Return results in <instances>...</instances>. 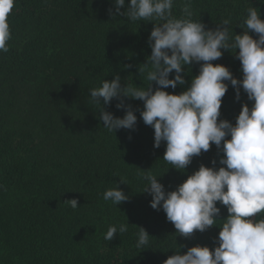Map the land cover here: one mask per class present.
<instances>
[{
	"label": "trees",
	"instance_id": "trees-1",
	"mask_svg": "<svg viewBox=\"0 0 264 264\" xmlns=\"http://www.w3.org/2000/svg\"><path fill=\"white\" fill-rule=\"evenodd\" d=\"M129 3L125 0L121 13ZM183 4L184 0H175L174 17H182ZM249 7L257 8L264 20V0H191L193 20L201 21L206 30H215L228 19L231 36L244 33L241 27ZM110 9L114 12V0H15L8 18L9 51L0 52V264H158L170 251L165 240L151 238L166 224L159 213L132 215L128 205L115 206L103 199V193L117 186L139 200L149 195L142 193L147 181L141 171H150L167 189L176 187L187 173L173 171L153 149L148 156L127 162L144 140L138 124L135 130L115 132L99 125L102 146L86 151L82 163L73 166H68L75 149L72 138L54 130L67 112H85L91 104L89 89L99 87L104 79L111 81L119 75L122 87L127 83L147 87L138 68L151 55L149 36L158 21L131 22L123 15H110ZM249 34L258 39L254 31ZM222 51V58L212 63L226 66L234 78L242 79L234 50ZM199 68L196 63L187 66L186 84L163 90L179 95ZM226 83L229 88L219 119L235 125L242 105L251 109L254 101L248 100L242 88L237 100L236 90ZM27 90L29 100L22 94ZM123 99L134 113L143 110L142 101ZM119 102L111 101L115 107ZM125 114L124 109H117V117ZM53 147H61L62 153L57 156ZM222 157L215 147L199 163L213 167L215 160L218 169L223 166L219 164ZM71 199L78 200V209L64 203ZM217 207L221 208L217 219H226V207L219 202ZM17 208L20 213L15 217ZM262 218L257 214L255 221ZM132 221L148 233L154 252L109 254L97 248L105 244L103 229ZM217 227L197 231L210 250L218 246ZM126 238L127 233L120 236L117 246Z\"/></svg>",
	"mask_w": 264,
	"mask_h": 264
},
{
	"label": "clouds",
	"instance_id": "clouds-1",
	"mask_svg": "<svg viewBox=\"0 0 264 264\" xmlns=\"http://www.w3.org/2000/svg\"><path fill=\"white\" fill-rule=\"evenodd\" d=\"M174 2L130 0L121 13L125 0H114L115 9L109 10L110 15H123L131 22L158 21L153 23L149 36L151 55L144 57L142 61L147 63L138 68L147 87L133 83L122 87L119 75L111 81L104 79L99 87L89 89L91 104L85 112H67L54 130H63L72 138L75 149L72 159L66 158L68 166H73L82 163L86 151L102 146L99 125L115 132L135 130L138 124L144 140L127 162L135 156H148L153 149L162 162L175 168L173 171L187 173L181 183L167 189L150 171H141L147 181L142 193L149 195L139 200L125 195L124 188L117 186L103 193V199L115 206L128 205L132 215L159 213L164 219L166 224L151 236L152 240H165L170 247L158 264H264V218L254 222L250 219L257 214L264 217V20L257 8L249 7L241 27L244 33L231 36L230 20H223L215 30H206L201 21L192 19L191 0H184L181 18L173 16ZM14 3L15 0H0L3 53L9 51L8 18ZM250 30L258 39L249 34ZM222 50H234L241 63L242 79L234 78L226 66L212 63L222 58ZM193 63L200 64L199 74L192 77L185 91L176 95L163 90L185 85L184 70ZM173 73L174 77L169 78ZM226 82L236 90L237 100L242 88L248 100L254 101L251 109L242 105L235 125L219 119L222 98L229 88ZM22 94L29 100L30 90ZM123 98L142 101L143 110L134 113ZM114 99L120 101L116 107L111 103ZM117 109L125 110L123 118L117 117ZM215 147L223 153L219 160L223 166L217 169L215 160L213 167L199 163ZM53 150L57 156L62 153L61 147ZM217 202L226 207V219H217L221 213ZM64 203L73 210L79 208L77 199ZM19 213L17 208L13 214L17 217ZM218 221L222 222L219 227ZM212 227L220 229L214 250L205 246L197 232ZM103 230L105 244L97 246L103 253L154 252L150 236L137 221ZM124 233L126 241L118 247L117 241Z\"/></svg>",
	"mask_w": 264,
	"mask_h": 264
},
{
	"label": "water",
	"instance_id": "water-1",
	"mask_svg": "<svg viewBox=\"0 0 264 264\" xmlns=\"http://www.w3.org/2000/svg\"><path fill=\"white\" fill-rule=\"evenodd\" d=\"M256 216V215H255ZM255 216H253V217H250V219L254 222V220H255Z\"/></svg>",
	"mask_w": 264,
	"mask_h": 264
}]
</instances>
